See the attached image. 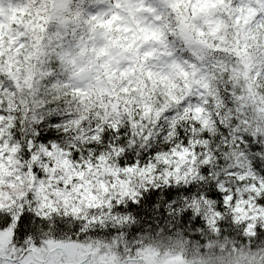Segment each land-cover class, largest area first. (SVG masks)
Masks as SVG:
<instances>
[{
	"label": "clouds",
	"instance_id": "1",
	"mask_svg": "<svg viewBox=\"0 0 264 264\" xmlns=\"http://www.w3.org/2000/svg\"><path fill=\"white\" fill-rule=\"evenodd\" d=\"M0 264H264V0H0Z\"/></svg>",
	"mask_w": 264,
	"mask_h": 264
}]
</instances>
